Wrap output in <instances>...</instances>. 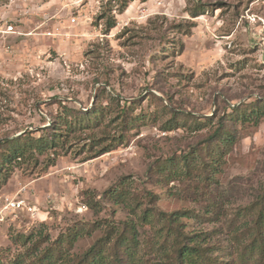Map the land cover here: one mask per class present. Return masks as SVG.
Segmentation results:
<instances>
[{"label":"rangeland","instance_id":"374dc122","mask_svg":"<svg viewBox=\"0 0 264 264\" xmlns=\"http://www.w3.org/2000/svg\"><path fill=\"white\" fill-rule=\"evenodd\" d=\"M117 1L0 0V143L41 135L65 105L83 111L109 96L146 117L127 146L99 158L70 152L45 172L16 167L0 195L24 199L38 216L0 203V257L10 264L24 251L23 236L48 245L79 225L96 226L77 240L73 252L82 254L104 236L103 225L128 218L105 193L130 177L133 192L154 193L159 210L205 215L184 219L187 230L212 235L226 248L216 255L231 264L229 222L264 191V120L237 124L239 140L209 184L169 183L154 166L206 137L183 115L218 119L264 99V0H136L121 13ZM104 13L116 19L108 34ZM174 121L181 128L168 130ZM215 202L217 212H208Z\"/></svg>","mask_w":264,"mask_h":264},{"label":"trees","instance_id":"16d2710c","mask_svg":"<svg viewBox=\"0 0 264 264\" xmlns=\"http://www.w3.org/2000/svg\"><path fill=\"white\" fill-rule=\"evenodd\" d=\"M133 1L136 0H118L119 12L125 11ZM103 18L108 20L104 31L108 34L116 27V19L108 13ZM179 32L187 35L190 29ZM179 44L182 52L184 44ZM108 100L107 105L101 103L83 111L63 106L39 136L31 131L4 138L0 143V190L16 167L30 173L45 172L70 152L76 156L84 154L83 161L87 162L127 146L132 130L146 117L134 116L127 103L121 105L116 97L109 96ZM183 116L195 120V125L189 126L192 131L208 130L207 135L193 150L155 165V172L169 183L204 179L209 184L221 172L225 157L239 140L237 124L258 126L264 120V99L244 104L233 114L218 119ZM175 128H181L178 121L167 127ZM129 183L130 177H125L105 193L108 201L128 213V218L120 221L119 226L103 225L104 236L88 250L82 254L73 252L81 236L96 230V226L83 224L48 245L40 239L33 242L32 236H23L24 251L10 264H228L224 257L216 255L226 248L211 243L212 235L187 230L184 219L206 218L205 215L190 210L161 211L155 205L154 193L147 191L145 196H140ZM217 208L216 202L207 207L213 213ZM229 224L233 227L230 237L237 244L231 253V264H264V191L256 202L239 209ZM144 228H149L150 235L142 240L145 230L141 234L140 229ZM2 258L0 264H4Z\"/></svg>","mask_w":264,"mask_h":264},{"label":"built area","instance_id":"2783aa9c","mask_svg":"<svg viewBox=\"0 0 264 264\" xmlns=\"http://www.w3.org/2000/svg\"><path fill=\"white\" fill-rule=\"evenodd\" d=\"M14 32V27L8 25L3 29L4 34H12ZM0 203L2 204L3 211H8L10 213L26 212L31 215L33 218L38 216L37 208L33 205L28 204L24 199H21L17 196L11 197L7 195H0Z\"/></svg>","mask_w":264,"mask_h":264},{"label":"water","instance_id":"95a60500","mask_svg":"<svg viewBox=\"0 0 264 264\" xmlns=\"http://www.w3.org/2000/svg\"><path fill=\"white\" fill-rule=\"evenodd\" d=\"M21 135V134H20ZM20 135H18V136H20Z\"/></svg>","mask_w":264,"mask_h":264}]
</instances>
